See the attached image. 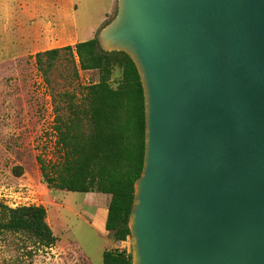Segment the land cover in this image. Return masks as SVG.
Masks as SVG:
<instances>
[{"label": "water", "instance_id": "95a60500", "mask_svg": "<svg viewBox=\"0 0 264 264\" xmlns=\"http://www.w3.org/2000/svg\"><path fill=\"white\" fill-rule=\"evenodd\" d=\"M97 39L143 89L132 264H264V0H117Z\"/></svg>", "mask_w": 264, "mask_h": 264}, {"label": "rangeland", "instance_id": "374dc122", "mask_svg": "<svg viewBox=\"0 0 264 264\" xmlns=\"http://www.w3.org/2000/svg\"><path fill=\"white\" fill-rule=\"evenodd\" d=\"M116 11L117 0H0V201L12 207L43 205L57 236L54 246L38 247L22 233L0 232V264H103L105 249L131 251L129 236L114 241L101 226L109 194L51 190L39 171V159L48 162L59 154L55 107L63 112V93L79 98L98 72L81 70L76 54L62 51L47 82L36 67L35 51L57 44H44L47 36L74 42L95 37ZM30 29L41 39L36 47L26 40ZM119 76L117 68L112 78Z\"/></svg>", "mask_w": 264, "mask_h": 264}, {"label": "trees", "instance_id": "16d2710c", "mask_svg": "<svg viewBox=\"0 0 264 264\" xmlns=\"http://www.w3.org/2000/svg\"><path fill=\"white\" fill-rule=\"evenodd\" d=\"M62 51L76 54L81 70H97L98 80L83 85L79 98L63 93L67 102L62 113L55 107L59 154L52 161L39 159L41 181L51 190L109 194L104 228L114 241H123L130 237L134 182L144 157V97L139 75L128 54L102 50L95 36L37 51L36 67L47 82ZM117 68L120 76L113 79ZM46 217L41 204L12 207L0 201V232L22 233L38 247L57 242ZM103 264H132L131 251L105 249Z\"/></svg>", "mask_w": 264, "mask_h": 264}, {"label": "crops", "instance_id": "0c3cea01", "mask_svg": "<svg viewBox=\"0 0 264 264\" xmlns=\"http://www.w3.org/2000/svg\"><path fill=\"white\" fill-rule=\"evenodd\" d=\"M29 31V33H27V35H26V40H28L29 42H33V46L32 47H36L37 45V43L39 42V40H41V39H39V37H38V34H35V32H36V30H33V29H30V30H28ZM46 41H44L43 43L44 44H46V45H49L50 43H48V42H50L51 40H53L54 42H56L57 44L56 45H53L54 47L55 46H58V44L60 43H62V42H65V41H69L70 43H72V45L73 44H75L76 42H74V39H70V38H58V37H55V36H47V38L45 39ZM42 43V44H43ZM42 44H40V45H42ZM53 47V48H54ZM51 48V47H50ZM29 51V50H28ZM37 51H35V53H36ZM15 56V55H14ZM13 58V57H12ZM110 200V199H109ZM109 200H108V202H109ZM108 202H107V204H105L106 206L103 208L104 209V212L106 213V210H107V205H108ZM106 215V214H105ZM104 222H105V218H104V220L101 222V226L103 227V229L105 230V228H104Z\"/></svg>", "mask_w": 264, "mask_h": 264}]
</instances>
